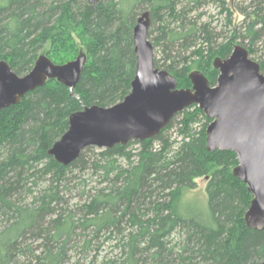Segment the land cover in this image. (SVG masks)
Here are the masks:
<instances>
[{
    "label": "trees",
    "instance_id": "16d2710c",
    "mask_svg": "<svg viewBox=\"0 0 264 264\" xmlns=\"http://www.w3.org/2000/svg\"><path fill=\"white\" fill-rule=\"evenodd\" d=\"M146 7L152 23L162 24L154 42L166 43L169 62L155 60V68L164 67L179 89L191 88L193 71L216 86L214 61L228 59L244 42L252 58L264 37V0H253L252 12L240 8L243 27L217 43L209 25L189 22V10H178L172 0H101L96 6L88 0H0V61L17 75H27L42 53L56 65L81 53L87 57L73 91L48 80L19 105L0 111V264H70L71 250L86 256L106 233L117 238L121 250V258L107 264L264 261V229L247 226L252 196L233 175L237 156L207 150L211 120L196 105L174 117L155 139L102 149L93 158L87 152L95 148L89 147L69 166L49 155L73 113L111 107L130 94L137 63L133 31ZM199 40L203 45L197 48ZM259 65L264 75V62ZM177 119L181 141L172 149L165 134ZM133 144L140 146L136 152L130 150ZM76 169L92 171L100 186L86 193L81 184V205L72 209L63 189L74 186ZM199 178L208 179L209 216L185 217L180 203ZM43 182L49 185L39 189ZM176 233L183 236L177 243Z\"/></svg>",
    "mask_w": 264,
    "mask_h": 264
},
{
    "label": "water",
    "instance_id": "95a60500",
    "mask_svg": "<svg viewBox=\"0 0 264 264\" xmlns=\"http://www.w3.org/2000/svg\"><path fill=\"white\" fill-rule=\"evenodd\" d=\"M101 0H88L96 6ZM151 16L145 12L133 31L136 72L130 94L111 107L91 106L73 113L66 133L49 151L62 166L74 163L89 148L113 149L132 141L155 139L178 114L198 106L211 120L206 129L208 151L237 156L233 170L252 196L245 221L250 229H264V75L248 50L236 45L228 59L217 58V85H209L199 71L189 75L191 88L179 89L167 71L155 68L154 45L149 40ZM87 57L56 65L40 56L25 76L0 61V111L19 105L23 98L48 80L73 91L83 74ZM260 264H264V261Z\"/></svg>",
    "mask_w": 264,
    "mask_h": 264
},
{
    "label": "rangeland",
    "instance_id": "374dc122",
    "mask_svg": "<svg viewBox=\"0 0 264 264\" xmlns=\"http://www.w3.org/2000/svg\"><path fill=\"white\" fill-rule=\"evenodd\" d=\"M176 4L178 10H189L188 20L189 22L196 23L198 27L203 25H209L211 33L215 35V43L220 42L224 37H230L233 31H236L243 27L244 16L241 14L240 8H246L247 12H252L253 9L250 8L253 0H235L231 2L230 0H199V5L194 6L195 3L193 0H172ZM223 4H225L226 9H230L231 16L228 17V14L223 10ZM145 12H149L148 7L145 10L139 12L138 19ZM231 21V24L229 22ZM178 24L173 25L172 28L177 27ZM162 27V24L159 21H156L150 24L149 28V40L154 45V54L155 60L160 63V65H168L167 62V52H164L166 43L159 42L155 45V40L159 37V28ZM239 33V32H238ZM218 36V37H217ZM213 37V36H212ZM217 41V42H216ZM241 42V39L238 40V43ZM214 44V43H213ZM199 45H203V41L199 40L197 42V48ZM245 48H248V42H244L242 45ZM256 53L252 58L256 62H264V37L262 40L257 43ZM44 55V53H42ZM41 55V56H43ZM177 55L174 53L172 56ZM74 60V59H72ZM71 60V61H72ZM162 70H165L164 67ZM165 139L169 141L172 145V149H176L179 146L181 137L179 135V124L178 119L173 124L172 128L165 134ZM156 147L161 146V142L157 141L155 143ZM140 146L133 144L130 148L133 152H136ZM101 152V149L95 148L92 151L87 152L88 157H94V154ZM73 177H77L74 182V186L69 187V189H63V194L66 196V199L69 201V208H76L78 205H81L82 198H80L79 191L83 185H85L86 193L94 191L97 187L100 186V178L92 173V171L87 170L85 172H79L77 169L73 172ZM196 187L195 189L186 190L184 198L180 203V208L185 217H201L208 218L209 208H208V197H207V185L208 179L199 178L195 180ZM82 184V186H81ZM49 182H43L39 184V189L44 186L47 187ZM83 189V188H82ZM72 190V191H71ZM85 198V197H84ZM109 233L102 234L101 237L97 240L96 244L86 256L81 254L79 250L73 249L70 252V264H107L109 260H117L121 258L120 247H116L117 238L111 236L107 238ZM183 239L182 234L176 233L172 240L173 242H180Z\"/></svg>",
    "mask_w": 264,
    "mask_h": 264
},
{
    "label": "flooded vegetation",
    "instance_id": "af4514ba",
    "mask_svg": "<svg viewBox=\"0 0 264 264\" xmlns=\"http://www.w3.org/2000/svg\"><path fill=\"white\" fill-rule=\"evenodd\" d=\"M231 2H234L235 0H230Z\"/></svg>",
    "mask_w": 264,
    "mask_h": 264
}]
</instances>
